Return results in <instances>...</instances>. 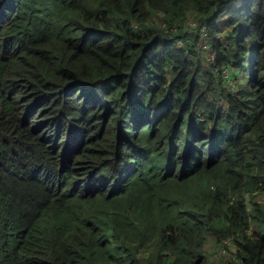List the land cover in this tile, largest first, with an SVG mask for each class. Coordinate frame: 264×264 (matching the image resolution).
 <instances>
[{
	"label": "trees",
	"instance_id": "obj_1",
	"mask_svg": "<svg viewBox=\"0 0 264 264\" xmlns=\"http://www.w3.org/2000/svg\"><path fill=\"white\" fill-rule=\"evenodd\" d=\"M254 190L264 0H0V264H264Z\"/></svg>",
	"mask_w": 264,
	"mask_h": 264
},
{
	"label": "rangeland",
	"instance_id": "obj_2",
	"mask_svg": "<svg viewBox=\"0 0 264 264\" xmlns=\"http://www.w3.org/2000/svg\"><path fill=\"white\" fill-rule=\"evenodd\" d=\"M195 17V16H189V20L187 19V22H191V19ZM194 20V19H192ZM202 22L201 20H197L196 22L194 23H191L190 24V27H188V37H189V42H195L197 47H199V49L201 50V52L203 53V57L204 60L207 62L208 65L211 66V59H212V55H213V50L211 49L210 47V39H209V36L207 35V29L204 27V25L202 24H198ZM220 31H218L216 33L217 36H220L223 38L224 42H226V44L228 42H231L232 40V36H231V33H230V28L227 27L226 25V22H225V19L221 18L220 19ZM206 31V32H205ZM197 37V39H196ZM211 53L208 55L207 57V53ZM223 64V63H221ZM219 67L221 68H224L226 66L224 65H218ZM227 68L229 69V72H230V78L234 81V84L236 82L235 78V73L238 72L237 68L235 66L233 67H228ZM212 70H213V66H212ZM218 78H220L219 75H221L220 72L216 73V71L214 70L213 71ZM222 76V75H221ZM223 79V78H222ZM258 199H262L263 198V194L260 192V191H257V195H255ZM247 197L250 199V194H247ZM247 197L245 196V199L247 201ZM228 244H232L231 241L227 240ZM205 250H206V253H207V259L209 261H211V263L213 264H219L221 263L222 261L231 258L232 255L230 254V251L227 250V248L221 243V244H218L217 242L214 241V237L212 236V234L208 231L207 232V240L205 242Z\"/></svg>",
	"mask_w": 264,
	"mask_h": 264
},
{
	"label": "built area",
	"instance_id": "obj_3",
	"mask_svg": "<svg viewBox=\"0 0 264 264\" xmlns=\"http://www.w3.org/2000/svg\"><path fill=\"white\" fill-rule=\"evenodd\" d=\"M204 25V24H203ZM205 27V26H204ZM206 32V31H205ZM209 54H211V53H207V57H208V55ZM214 53H213V55H212V59H211V62L213 63V71L215 70L216 71V73H218V72H220L221 73V75H219L221 78H223V80L225 81V82H227V83H231L232 85H234V81L230 78V72H229V69L227 68V66L228 65H226V64H217V63H215L214 62ZM218 65H224V66H226V67H224V68H221V67H219ZM229 67V66H228ZM257 191H260V190H254L253 192H252V194H254V195H257ZM263 195H264V190L263 191H260ZM247 194H249V193H246L245 194V196L247 197ZM251 196V195H250ZM264 197V196H263ZM247 200H249V198L247 197Z\"/></svg>",
	"mask_w": 264,
	"mask_h": 264
}]
</instances>
